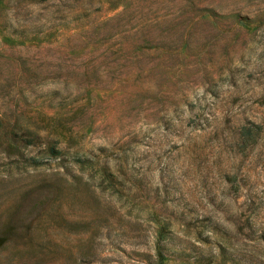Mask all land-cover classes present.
Returning a JSON list of instances; mask_svg holds the SVG:
<instances>
[{
  "label": "rangeland",
  "instance_id": "374dc122",
  "mask_svg": "<svg viewBox=\"0 0 264 264\" xmlns=\"http://www.w3.org/2000/svg\"><path fill=\"white\" fill-rule=\"evenodd\" d=\"M0 264H264V0H0Z\"/></svg>",
  "mask_w": 264,
  "mask_h": 264
},
{
  "label": "trees",
  "instance_id": "16d2710c",
  "mask_svg": "<svg viewBox=\"0 0 264 264\" xmlns=\"http://www.w3.org/2000/svg\"><path fill=\"white\" fill-rule=\"evenodd\" d=\"M156 248H157V251L161 254V247L158 245Z\"/></svg>",
  "mask_w": 264,
  "mask_h": 264
}]
</instances>
